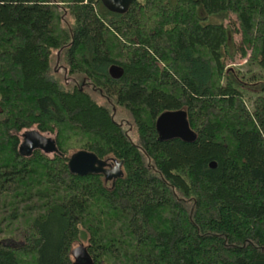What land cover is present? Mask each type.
<instances>
[{
	"label": "trees",
	"instance_id": "16d2710c",
	"mask_svg": "<svg viewBox=\"0 0 264 264\" xmlns=\"http://www.w3.org/2000/svg\"><path fill=\"white\" fill-rule=\"evenodd\" d=\"M248 52L247 73L228 68ZM253 66L264 69V0H133L125 13L0 0V264H74L84 241L92 264H264ZM176 110L194 141L161 137L159 116ZM33 127L55 135V154L21 152ZM74 148L121 176L72 173Z\"/></svg>",
	"mask_w": 264,
	"mask_h": 264
},
{
	"label": "water",
	"instance_id": "95a60500",
	"mask_svg": "<svg viewBox=\"0 0 264 264\" xmlns=\"http://www.w3.org/2000/svg\"><path fill=\"white\" fill-rule=\"evenodd\" d=\"M104 6L109 10L117 13H125L131 7L133 0H102ZM111 76L115 79L120 78L123 73V67L119 65H112L109 69ZM157 129L163 139L180 138L185 141H194L196 135L190 128L187 120V114L183 110L167 111L161 114L157 120ZM40 148L48 153L58 151L55 139L45 137L38 130H28L24 134L21 152L29 154L34 149ZM107 162L100 159L95 153L86 150L75 152L69 157L68 166L72 173L78 175H88L92 173H105L107 179L114 176L120 177L122 172L120 165L112 170H107L104 166ZM215 162L212 163L214 167ZM72 256L80 260H88L89 256L83 247L73 249Z\"/></svg>",
	"mask_w": 264,
	"mask_h": 264
},
{
	"label": "rangeland",
	"instance_id": "374dc122",
	"mask_svg": "<svg viewBox=\"0 0 264 264\" xmlns=\"http://www.w3.org/2000/svg\"><path fill=\"white\" fill-rule=\"evenodd\" d=\"M234 38H236V41L238 42V43H240V41H241V35L240 34H235V36H234ZM56 53H55V55H53L54 56V60H55V62L53 63V69L55 70V72H54V70L52 69V71H53V74L54 75H56L58 78H60V79H62L63 80V82L69 87V86H71V83H72V79H71V77L70 76H68L66 73H65V71H64V69H63V66H61V64H59V63H57V61H58V58H57V61H56ZM250 55H251V52H248V56H246V57H241L240 55H238L237 57H236V59L234 60V61H228V68H232V69H234V68H240L243 72H246L247 71V67H246V65L249 63V58H250ZM249 70H251V71H253L254 73H256L257 74V77L256 78H258L259 79V84L258 85H260V87L262 86V84H264V69L263 68H261V67H257V66H253L251 69H249ZM247 73V72H246ZM260 77H262V78H260ZM258 88H259V86H257ZM86 88H87V90L88 91H90L91 92V90L89 89V87H87L86 86ZM253 88H254V86H253ZM93 89V88H92ZM93 96H94V98L96 99V101L98 102V103H100V104H104V105H107V103H109V102H107V100L105 99V98H103L102 96H100L99 94H93ZM250 99V98H249ZM114 111H116L117 112V120L118 121H121V120H123V118L124 119H129L128 118V114H127V112L124 110V109H122V108H116L115 106H112L111 107ZM127 116V117H126ZM32 130H37L36 129V127H33L32 128ZM43 135L44 136H46V137H51V138H54L55 137V135L54 134H52V133H50V132H43ZM77 151H79V149H77V148H74V149H72V151H71V155L72 154H74L75 152H77ZM50 156H52L54 153H52V152H50V153H48ZM112 165V164H111ZM112 167H116V165L115 166H111V167H109V168H112ZM114 169V168H113ZM85 246H86V242L84 241V243H76L74 246H73V249H75V248H77V247H83V248H85ZM73 260H74V264H92V261L90 260V259H88V260H80V259H76V258H74L73 257Z\"/></svg>",
	"mask_w": 264,
	"mask_h": 264
},
{
	"label": "flooded vegetation",
	"instance_id": "af4514ba",
	"mask_svg": "<svg viewBox=\"0 0 264 264\" xmlns=\"http://www.w3.org/2000/svg\"><path fill=\"white\" fill-rule=\"evenodd\" d=\"M42 134H43V132H41ZM46 137V136H45ZM47 138H51V137H47ZM54 139V138H53ZM37 149H40V148H37ZM35 150V149H34ZM57 151H55V152H53L54 154L56 153ZM111 166H115V165H105L104 166V168L105 169H107V170H112L113 168H115V167H112V168H109V167H111ZM120 167V166H119ZM121 169V168H120ZM122 172V171H121ZM101 173H103L104 175H105V173L104 172H101ZM106 176V175H105ZM116 179V177H114V176H111V178H109V180H115Z\"/></svg>",
	"mask_w": 264,
	"mask_h": 264
}]
</instances>
